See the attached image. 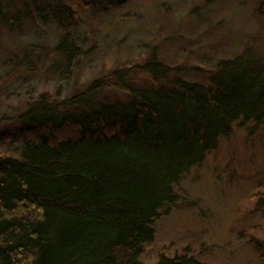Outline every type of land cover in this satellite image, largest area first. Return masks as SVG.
<instances>
[{
    "label": "trees",
    "instance_id": "16d2710c",
    "mask_svg": "<svg viewBox=\"0 0 264 264\" xmlns=\"http://www.w3.org/2000/svg\"><path fill=\"white\" fill-rule=\"evenodd\" d=\"M74 5L0 0V31L50 18L60 35L46 56L50 69L72 66L81 54ZM33 50L16 52L11 76L33 68ZM183 71L153 48L69 96L41 93L15 115L19 125L0 133V146L22 139L21 156L0 148V264H145L176 185L236 127L264 125V59L251 46L221 60L207 83ZM136 73L153 82L138 83ZM256 197L264 207V193ZM150 264L202 263L185 248Z\"/></svg>",
    "mask_w": 264,
    "mask_h": 264
},
{
    "label": "rangeland",
    "instance_id": "374dc122",
    "mask_svg": "<svg viewBox=\"0 0 264 264\" xmlns=\"http://www.w3.org/2000/svg\"><path fill=\"white\" fill-rule=\"evenodd\" d=\"M67 1L79 10L74 34L81 54L72 66L63 61L50 69L46 56L60 38L50 18L0 31V133L18 126L15 115L41 93L69 96L97 77L144 61L153 48L164 63L183 67L182 77L203 83L221 60L248 46L264 59V0ZM29 44L33 68L11 76L13 56ZM136 79L153 82L142 73ZM21 146L20 138L0 148L21 156ZM258 191L264 193V125L254 133L238 126L176 185L177 202L160 210L155 239L141 260L150 264L187 248L202 264H264Z\"/></svg>",
    "mask_w": 264,
    "mask_h": 264
}]
</instances>
